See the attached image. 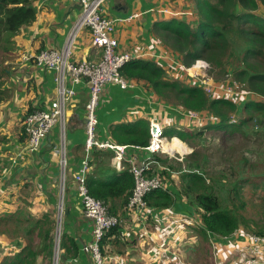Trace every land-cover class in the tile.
Listing matches in <instances>:
<instances>
[{
  "label": "crops",
  "instance_id": "1",
  "mask_svg": "<svg viewBox=\"0 0 264 264\" xmlns=\"http://www.w3.org/2000/svg\"><path fill=\"white\" fill-rule=\"evenodd\" d=\"M168 3L171 6L170 0H106L102 14L110 19H118L114 31L117 50L139 55L136 60L144 63L155 66L165 63L164 68H172L160 56L173 51L166 49L157 33L158 25L170 15L160 13V10L171 9L166 7ZM33 6L35 20L22 27L14 37L15 47L4 80L8 98L0 103V223L27 219L23 221V226L30 230V234L14 236L7 232L11 227L0 225V264H18L17 259L28 261V250L24 246L30 242L31 246H40L32 248L36 253L35 263L51 264L56 245L54 229L48 233L50 221L47 222L46 218H53L55 223L60 170L57 149L61 133L58 126H54L41 139L37 152L30 153L26 149V133L22 126L27 112L44 108L54 99V72L35 64L33 59L24 61L22 54L60 48L67 31L79 15V6L72 0H34ZM176 10L178 8L172 11ZM101 58L102 50L92 43L89 30H81L75 39L71 60L74 63L81 60L98 62ZM128 80L133 85L125 90L114 84L102 87L96 111V137L102 142L125 146L121 164L130 168V165L141 166L150 161L149 166L156 172L163 168L159 153H149L145 146L120 143L114 136L122 130L135 129L140 123H146L152 115L164 117V120H160L164 126L177 125L180 119L173 115L176 109L158 97L147 82ZM68 85L71 86V83L68 82ZM72 88L74 95L66 107L63 135L67 166L60 240L64 244L61 246L59 241L58 263L94 264L91 253L82 249L93 242L92 221L82 212L74 181V173L87 154L84 149V106L88 99V86L85 81H80ZM109 151L95 147L89 150L88 172L105 160L107 163L100 172L109 168L119 173L123 165L116 168ZM96 176L101 177L100 174ZM162 180L167 187L174 188L169 181ZM187 209L192 213L188 214ZM115 216L119 218L117 234L106 238L104 249L110 252L102 254L105 264H177V260L181 261L178 264H264V246L252 244L251 235L242 231L238 230L228 239H201V233L197 231L198 219L184 198L177 199L170 208L159 210L149 207L142 216L134 215L126 208L123 213L118 209ZM193 220L195 224L191 226L193 222L190 221ZM47 233L50 242L44 237ZM178 236L184 238V245H180ZM173 238L178 245L177 250H180L178 253H181L182 247L185 249L183 255L168 253L169 249L164 244ZM46 245L47 250H44ZM160 246L164 247L165 252H160ZM213 247L216 252H213ZM67 248H74L75 253Z\"/></svg>",
  "mask_w": 264,
  "mask_h": 264
},
{
  "label": "trees",
  "instance_id": "2",
  "mask_svg": "<svg viewBox=\"0 0 264 264\" xmlns=\"http://www.w3.org/2000/svg\"><path fill=\"white\" fill-rule=\"evenodd\" d=\"M33 1L0 0V103L8 98L4 80L15 47L14 37L22 27L32 24L35 20ZM170 1L172 10L176 8L178 10L163 9L177 14L168 15V19L158 25L157 33L161 43L167 50L173 51L177 61L186 66L200 59L215 68L218 74L230 72L233 77L231 84L234 82L243 87L240 94L247 91L251 95L250 100L241 108L237 103L220 100L218 95L207 94L192 78L191 82L182 83L181 79L169 78L167 68L136 59L121 68V75L127 79L147 82L158 97L176 109L173 114L175 118L182 119L186 117L183 114L192 111L207 113L213 118V122L206 127L217 129L230 140L234 138V133L238 132L251 131L264 135V0ZM182 8L185 10H181ZM184 13L187 20L180 17ZM238 94L239 92L235 94L236 97ZM161 128L166 136H177L183 141L188 137L199 136L205 131L204 129L195 133H192L191 129L182 131L177 129L175 124L161 125ZM114 137L120 143L129 146H146L149 138L148 119L135 129L122 130ZM109 152L111 155L112 152ZM190 155L194 164L187 165L192 169L178 176L180 187L172 189L168 186L169 191L160 189L151 191L145 197L148 207L166 209L172 207L177 199L184 198L198 219L197 231L201 233V239L209 237L228 239L240 227L246 230L243 231L247 235L264 237V225L256 228L251 220L244 217L247 204L244 192L249 185L244 183V176H235L231 170L230 160L227 168H221L215 174L206 170L205 155H200L198 150ZM104 163L107 162L101 160L98 166L85 174L86 187L92 197L108 206L110 214L117 215L118 209L121 213L124 211L133 188V179L129 167L125 164H121L123 169L119 173L109 168L105 172H100L102 167H105ZM166 163L167 160H161L160 166L164 169L161 172L152 171V167L149 166L147 175L157 174L164 179L162 174L165 173L169 177L170 170ZM99 174L101 177L96 176ZM214 183L229 185L223 198L214 191ZM254 189L246 193L254 195L262 203L261 215L264 218V192L257 193ZM191 213L192 211L188 210V214ZM23 221L27 219L9 220L1 222L0 225L11 227L7 232L14 236H18L19 233L30 234V230L23 226ZM46 221H50L49 233L54 229L55 223L53 218L52 220L46 218ZM116 227L110 229L101 242L103 255L110 252L106 251L104 246L109 235L117 234ZM48 233L44 236L46 240H49ZM60 244L61 246L64 244L62 239ZM39 247L31 246V242L24 246V249L28 250L29 260L17 259L18 264L24 262L36 264V253L32 248ZM46 247L48 245L43 247L44 250H47ZM67 249L75 253L74 248Z\"/></svg>",
  "mask_w": 264,
  "mask_h": 264
},
{
  "label": "built area",
  "instance_id": "3",
  "mask_svg": "<svg viewBox=\"0 0 264 264\" xmlns=\"http://www.w3.org/2000/svg\"><path fill=\"white\" fill-rule=\"evenodd\" d=\"M79 6V15L74 20L67 31L64 42L60 48L43 49L35 54L24 53L22 59L24 61L34 60V63L54 72L55 97L44 108H36L31 111L22 120V126L27 135L26 149L30 153L37 152L42 138H44L54 126H58L61 133V140L57 149L58 161L60 165L58 187L59 199L55 210V229L54 241L55 251L51 264H59V241L62 230V218L64 215V200L62 194L65 187L67 159L65 156V145L63 140L65 129V111L68 102L74 95L72 86L80 81H85L88 86V99L85 103V141L84 149L86 158L82 160L80 168L74 173V181L76 183V192L82 208L83 214L92 221V238L93 242L82 247L83 251L91 253L94 264H105V259L100 250V243L105 234L113 227L119 224V218L108 212L107 205L90 195L86 187L85 174L89 171L88 152L94 147L97 149H108L112 151L111 159L114 161L115 167L120 168L123 161L125 150L124 145H117L109 142H102L96 137L97 117L96 111L101 95L102 87L105 84L117 85L120 89L131 87L132 81L121 75V68L139 57V55H131L127 52L117 50V40L114 36L115 22L118 19H110L102 14L103 4L106 0H72ZM163 13H169L162 10ZM134 16V15H133ZM132 16V17H133ZM87 29L90 32L92 43L101 48L102 58L98 62H90L81 60L74 63L71 60L75 39L81 30ZM167 61L172 68L178 73L190 75L200 84L207 94L218 92L221 96L232 97L242 90L236 83L231 85L219 86L213 84L208 78H205L207 62L196 60L190 66H186L176 60L173 53L162 54L160 56ZM209 69V67H208ZM71 83V86L68 85ZM229 86V87H227ZM188 118L197 119L195 112H187L183 114ZM183 117V116H182ZM163 125L158 119V115H152L148 119V143L144 147L149 153L165 154L174 156L177 152H170L163 147L164 142L171 141L174 137H167L162 128ZM179 155V154H178ZM150 161L142 163L141 166L130 165L129 172L133 179V188L128 196L126 210L134 215L142 216L148 210V204L145 197L154 190L168 191L167 185L157 174L148 176L146 171ZM252 244L264 246V237H250Z\"/></svg>",
  "mask_w": 264,
  "mask_h": 264
},
{
  "label": "rangeland",
  "instance_id": "4",
  "mask_svg": "<svg viewBox=\"0 0 264 264\" xmlns=\"http://www.w3.org/2000/svg\"><path fill=\"white\" fill-rule=\"evenodd\" d=\"M166 7H170L172 10V6H170L169 3L167 4ZM181 10H185V9L182 8ZM164 14L168 15L169 13H164ZM180 17L182 19H185L187 15L186 13H184L180 15ZM185 22L187 23L186 20ZM162 66L164 67L165 63H163ZM208 67L206 69L207 76L205 78L209 77V79L212 80L211 82L213 84L219 85L221 87L225 86L226 84L229 85L231 84L230 81L231 79H233V77L230 72L222 75V74H218L215 68H213L211 65L208 64ZM167 73L169 75V78L178 79V80L181 79L182 83H189L192 80L190 78V75H185V74L177 75L178 72L174 68L169 69L168 67ZM242 90L240 89L238 90L239 92L238 97H236L237 95L235 96L232 95V97L224 98L218 92L211 93L210 95L212 96L218 95L220 100H226L233 103H237L241 107L242 105L246 104V102L249 101L250 100L249 98L251 97V95L247 91L245 93L240 94ZM174 113L175 112L173 110V114ZM196 113L198 115L197 119L186 118V117L180 119L177 124V129H180L182 131L191 129L193 130L191 131L192 133H195L200 129L201 130L204 129L205 131L202 132L201 135L199 136L193 138L188 137L186 138L185 141L181 140V142H183L184 145L189 149V152L185 153L183 156L175 154L174 156L170 157L165 154H159L161 160H167L166 164L167 166H169L168 168L170 170V176L167 177L166 174L163 173L162 174L163 178L167 179V181H169L172 184L171 186H173L174 188H179L180 182L178 176L182 174V172H187L188 169H192L191 167H187V165L194 164V162L192 161L193 157L190 154L198 150L200 152V155H205L207 157L206 170L208 172L216 174L221 168H227L228 160H230L231 170L233 171L235 176L245 177L244 183L249 185V187H247L245 190L249 191L255 188L254 192L263 193L264 192V135L253 133L251 131L238 132V133H234L233 135L234 138L230 140L228 137H225L223 133L218 132L217 129H214L212 127H206L209 124H212L213 122V118L210 115H208L207 113H201V114L200 112H196ZM158 119L164 120V117H160L158 114ZM97 124H98V118H97ZM173 137H177V136H173ZM162 170L164 169H158L156 172H161ZM195 171L199 172L197 170ZM213 186H214V191L219 195V197L222 198L226 194V190L229 187V185H227L226 183H223V185L214 183ZM246 191L244 192V196L246 198L247 204H246V211L244 213V217L251 220L256 225V228L262 227L264 225V218L261 215L262 203L259 202L254 195L247 194ZM190 222H193L191 223V226H194L195 224L194 220ZM62 223H63V218H62ZM185 227L187 228V225ZM54 229H55V225H54ZM243 230L246 232V230L243 227H240L239 231L244 232ZM175 238H173V240L171 239V241L169 242H166L164 246H167V248L169 249L168 253L170 254H177L178 256L180 254L183 255L185 253V249L182 247L181 253H178L180 252V250H177L178 245L174 243ZM178 240H181L180 242L181 246L184 245V238L178 236ZM160 247H161L160 252H165L163 251L164 247L162 246ZM213 252H216L214 247H213ZM176 262L177 264L181 263L180 260H177Z\"/></svg>",
  "mask_w": 264,
  "mask_h": 264
},
{
  "label": "bare ground",
  "instance_id": "5",
  "mask_svg": "<svg viewBox=\"0 0 264 264\" xmlns=\"http://www.w3.org/2000/svg\"><path fill=\"white\" fill-rule=\"evenodd\" d=\"M163 147L170 152H177L180 156L189 152V149L184 145L178 137H174L169 142H164Z\"/></svg>",
  "mask_w": 264,
  "mask_h": 264
},
{
  "label": "clouds",
  "instance_id": "6",
  "mask_svg": "<svg viewBox=\"0 0 264 264\" xmlns=\"http://www.w3.org/2000/svg\"><path fill=\"white\" fill-rule=\"evenodd\" d=\"M173 137V136H172Z\"/></svg>",
  "mask_w": 264,
  "mask_h": 264
}]
</instances>
